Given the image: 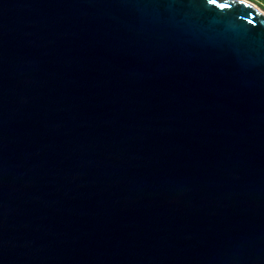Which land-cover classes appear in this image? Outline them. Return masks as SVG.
Instances as JSON below:
<instances>
[{
  "label": "water",
  "instance_id": "water-1",
  "mask_svg": "<svg viewBox=\"0 0 264 264\" xmlns=\"http://www.w3.org/2000/svg\"><path fill=\"white\" fill-rule=\"evenodd\" d=\"M0 264H264V14L0 0Z\"/></svg>",
  "mask_w": 264,
  "mask_h": 264
},
{
  "label": "rangeland",
  "instance_id": "rangeland-1",
  "mask_svg": "<svg viewBox=\"0 0 264 264\" xmlns=\"http://www.w3.org/2000/svg\"><path fill=\"white\" fill-rule=\"evenodd\" d=\"M251 3L264 14V0H243Z\"/></svg>",
  "mask_w": 264,
  "mask_h": 264
},
{
  "label": "snow or ice",
  "instance_id": "snow-or-ice-1",
  "mask_svg": "<svg viewBox=\"0 0 264 264\" xmlns=\"http://www.w3.org/2000/svg\"><path fill=\"white\" fill-rule=\"evenodd\" d=\"M208 2L211 3V4H217V3H218V0H208ZM220 6H221V7H227L228 5H226V4H221Z\"/></svg>",
  "mask_w": 264,
  "mask_h": 264
},
{
  "label": "bare ground",
  "instance_id": "bare-ground-1",
  "mask_svg": "<svg viewBox=\"0 0 264 264\" xmlns=\"http://www.w3.org/2000/svg\"><path fill=\"white\" fill-rule=\"evenodd\" d=\"M246 2V1H245ZM249 3V2H248ZM257 10H259L258 8H257ZM259 12H261L260 10H259ZM262 13V12H261ZM263 14V13H262Z\"/></svg>",
  "mask_w": 264,
  "mask_h": 264
}]
</instances>
